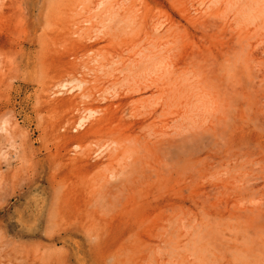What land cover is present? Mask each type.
<instances>
[{"label": "rangeland", "instance_id": "374dc122", "mask_svg": "<svg viewBox=\"0 0 264 264\" xmlns=\"http://www.w3.org/2000/svg\"><path fill=\"white\" fill-rule=\"evenodd\" d=\"M0 264H264V0H0Z\"/></svg>", "mask_w": 264, "mask_h": 264}, {"label": "bare ground", "instance_id": "6f19581e", "mask_svg": "<svg viewBox=\"0 0 264 264\" xmlns=\"http://www.w3.org/2000/svg\"><path fill=\"white\" fill-rule=\"evenodd\" d=\"M107 6V5H106ZM3 7V6H2ZM129 9V12L130 11H133L134 9H133V6H128V8L126 7V10H128ZM118 13V12H117ZM91 24V23H90ZM162 24V23H161ZM163 28V27H162ZM161 28V29H162ZM183 34V33H182ZM158 35V34H157ZM153 36V35H152ZM161 36V35H160ZM152 40V39H151ZM168 41V40H167ZM144 43V42H143ZM162 43V42H161ZM152 47V46H151ZM147 49V48H146ZM146 51V50H145ZM127 53V52H126ZM151 53V52H150ZM160 53V52H159ZM140 54V53H139ZM142 54V53H141ZM173 54V53H172ZM137 56V55H136ZM149 58V57H148ZM112 63H113V61H112ZM200 63V62H199ZM201 64V63H200ZM172 67H173V65H172ZM103 69V68H102ZM103 70H101V72H102ZM187 71H188V69H187ZM200 71V70H199ZM93 72V71H92ZM112 73V72H111ZM203 74H204V72H203ZM71 76V75H70ZM106 76V75H105ZM136 76V75H135ZM175 76H177V75H175ZM170 80V79H169ZM84 82V81H83ZM170 85V84H169ZM116 87V86H115ZM132 87H134L133 85H132ZM155 87L158 89V90H160L159 89V84L158 83H155ZM143 87H141V86H139V90L138 91H142L143 89H142ZM129 92H132L131 90L129 91ZM109 93V92H108ZM114 93V92H113ZM160 93V92H159ZM106 95H107V93H106ZM164 95V94H163ZM83 98V97H82ZM154 98H156V97H154ZM153 98V99H154ZM103 99H105V98H103ZM158 101V100H157ZM166 102V101H165ZM168 102V101H167ZM164 103V102H163ZM161 104V103H160ZM159 105V104H158ZM164 105H166L165 103H164ZM152 108H153V106H152ZM152 112V111H151ZM191 112V111H190ZM200 117V116H199ZM164 128V127H163ZM166 142V141H165ZM168 143H170V141L168 142Z\"/></svg>", "mask_w": 264, "mask_h": 264}]
</instances>
